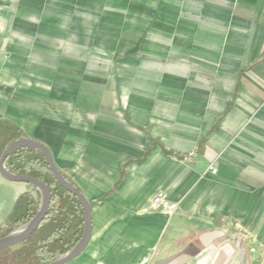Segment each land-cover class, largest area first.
I'll use <instances>...</instances> for the list:
<instances>
[{
	"label": "crops",
	"instance_id": "0c3cea01",
	"mask_svg": "<svg viewBox=\"0 0 264 264\" xmlns=\"http://www.w3.org/2000/svg\"><path fill=\"white\" fill-rule=\"evenodd\" d=\"M0 119L91 204L66 264H264V0H0Z\"/></svg>",
	"mask_w": 264,
	"mask_h": 264
},
{
	"label": "trees",
	"instance_id": "16d2710c",
	"mask_svg": "<svg viewBox=\"0 0 264 264\" xmlns=\"http://www.w3.org/2000/svg\"><path fill=\"white\" fill-rule=\"evenodd\" d=\"M23 137V131L13 121L0 119V158L13 141ZM5 166L13 174L28 175L45 182L51 190V201L47 215L25 241L16 247L0 249V264H46L57 259L82 236L83 205L56 180L39 150L19 148L6 158ZM62 175L76 187L64 173ZM33 191L36 196L32 194ZM40 204V193L36 188L22 193L14 202L11 212L0 223V238L30 221L38 212Z\"/></svg>",
	"mask_w": 264,
	"mask_h": 264
},
{
	"label": "water",
	"instance_id": "95a60500",
	"mask_svg": "<svg viewBox=\"0 0 264 264\" xmlns=\"http://www.w3.org/2000/svg\"><path fill=\"white\" fill-rule=\"evenodd\" d=\"M24 147H30V148L39 150L46 158L49 168L52 171L56 180L64 188H66L68 191L73 193L83 205L84 227H83L81 238L69 251H67L66 253L58 257L57 259L49 263H46V264H66L72 259L76 258L85 249V247L87 246L89 242L90 234H91V206H90L89 201L82 194V192L64 178L62 173L56 167L48 149L44 145L39 143L38 141L29 139L26 137L13 141L5 149L4 153L2 154L0 158V176H2L4 179L8 181L17 182V183H25V184L30 185L33 188H36L38 192L40 193L41 204H40L38 212L30 221L22 225L16 231L0 238V249L12 248V247H15L21 244L23 241H25L31 235V233L38 227L41 221L45 218V216L48 213L49 206H50L51 190L45 182L37 178L28 176V175L13 174L10 171H8L5 166V160L12 152H14L15 150L19 148H24Z\"/></svg>",
	"mask_w": 264,
	"mask_h": 264
},
{
	"label": "built area",
	"instance_id": "2783aa9c",
	"mask_svg": "<svg viewBox=\"0 0 264 264\" xmlns=\"http://www.w3.org/2000/svg\"><path fill=\"white\" fill-rule=\"evenodd\" d=\"M216 171H217V169H216L215 167H211V168H210V172H211L212 174H215ZM159 205H163V206L166 205L165 202H164V195H162V194H158V195H156V196L154 197V199L152 200V206H153V207H157V206H159ZM250 251H254V249L251 248Z\"/></svg>",
	"mask_w": 264,
	"mask_h": 264
},
{
	"label": "rangeland",
	"instance_id": "374dc122",
	"mask_svg": "<svg viewBox=\"0 0 264 264\" xmlns=\"http://www.w3.org/2000/svg\"><path fill=\"white\" fill-rule=\"evenodd\" d=\"M16 247V246H15Z\"/></svg>",
	"mask_w": 264,
	"mask_h": 264
}]
</instances>
